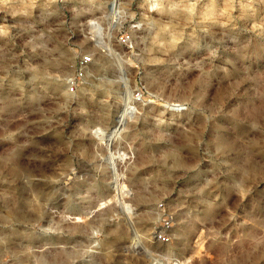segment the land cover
<instances>
[{
	"label": "rangeland",
	"instance_id": "374dc122",
	"mask_svg": "<svg viewBox=\"0 0 264 264\" xmlns=\"http://www.w3.org/2000/svg\"><path fill=\"white\" fill-rule=\"evenodd\" d=\"M174 1L0 0V264H264V0Z\"/></svg>",
	"mask_w": 264,
	"mask_h": 264
},
{
	"label": "bare ground",
	"instance_id": "6f19581e",
	"mask_svg": "<svg viewBox=\"0 0 264 264\" xmlns=\"http://www.w3.org/2000/svg\"><path fill=\"white\" fill-rule=\"evenodd\" d=\"M164 1H169V0H164ZM163 1V2H164ZM233 1V0H232ZM232 1L231 0H223V5H224V9L225 8H227V6L228 7H231V6H234V5H232ZM163 2H160V3H157V4H154V9H155V11H157V12H163V13H166V14H169V15H175V16H179V17H181L182 16V18L183 19H188L189 18V16L190 15H188L189 14V12H187V11H185L184 9H179V8H177V2H175V4L176 5H174V8L173 7H171V6H169V7H164V6H162L163 5ZM111 5H113V7H114V3L112 2L111 3ZM172 5V4H171ZM241 6V8H247L246 6L247 5H240ZM176 7V8H175ZM202 7H203V4H202ZM201 7V8H202ZM226 10V9H225ZM258 10V9H257ZM198 17L201 19V20H206V21H208V22H213V21H215V22H217V21H219L220 22V20L222 19V18H224V13H223V11H222V13H221V11L219 10V8H216V6H215V0H210L209 1V3L208 4H206L203 8H202V10L201 11H199L198 12ZM178 18V17H177ZM178 21V20H177ZM218 24H220V23H218ZM178 36H179V33H177V32H175L174 33V35L173 36H171V37H164V40H165V43L166 44H168L169 46H172V45H175L176 44V41H177V39H178ZM164 43V44H165ZM158 46H159V43H158ZM186 46V43H183L182 45H181V47H185ZM259 47V45L257 44V42H251L250 44H248V45H246V46H243L242 48H239V49H237V51H236V53L235 54H233L231 57H230V59H232V61L233 62H235L236 60H240V58H242L244 55H247V56H250V51H252V50H254V49H256V48H258ZM258 50V49H257ZM259 53V52H258ZM253 54V53H252ZM252 57H253V55H252ZM237 69H235V68H233V69H231V71H230V76L232 77V80H231V82L233 81V80H235V78H236V73H237V71H236ZM211 77L212 76H206V77H203V78H200L199 79V82H198V86H199V89L201 90H204V89H206V88H208L210 85H211V83H210V80H211ZM226 77V76H225ZM224 77V78H225ZM219 81V80H218ZM228 82V81H227ZM150 83V82H149ZM160 84H161V79L158 81V83L155 85V86H160ZM222 86H224L225 85V83H224V81H222ZM221 86V85H220ZM221 95H222V93H220ZM221 95H218L219 96V99H221L222 97H221ZM201 97V96H200ZM203 98H204V96H203ZM218 99V100H219ZM222 100V99H221ZM261 112V109L259 110V109H254L253 111H252V118L254 119V118H256V115L258 114V113H260ZM123 113L124 112H122L121 113V115H123ZM238 131L240 132V133H245V130H244V128L242 127V126H239L238 127ZM218 145H221V146H224V147H226V148H230L231 146H232V143L230 142V141H228L225 137H223L222 135L221 136H219V137H217V142H216ZM18 172V171H17ZM14 173V172H13ZM137 179V178H136ZM97 184V183H96ZM97 188L98 189H100V187H99V184L97 185ZM71 195V194H70ZM66 200H68V199H66ZM23 204V203H22ZM203 205V204H202ZM201 205V206H202ZM21 211H23V209L21 210ZM197 212V214H198V211H196ZM211 212H212V207L211 206H209L208 204H206L205 205V207H204V217H208L210 214H211ZM11 213L13 214V216H16V217H19L20 216V212H19V210L18 209H12L11 210ZM202 213V212H201ZM26 214H27V212H26ZM180 215V214H179ZM178 215V216H179ZM12 216V217H13ZM194 216H195V214H194ZM191 217V216H190ZM191 221V220H190ZM187 224V223H186ZM198 224V223H197ZM196 224V225H197ZM193 227H194V224L192 223V222H190L189 224H187V227H186V229H187V231L185 230V232L183 231V233H182V235H179L178 233V235L179 236H176V237H180V236H182V238H186V236L189 234V231L191 230V229H193ZM198 228V227H197ZM177 232V231H176ZM191 234V233H190ZM19 236V235H18ZM192 237H194V235H193V233H192V235H191ZM191 237V238H192ZM24 239H26V240H28L29 242H30V238L29 237H27V236H24L23 237ZM189 238V237H188ZM190 238V239H191ZM185 240H187V241H189L187 238L185 239ZM64 241V240H63ZM157 241V240H156ZM180 242V241H179ZM181 242H183V243H186V242H184L183 240L181 241ZM180 242V243H181ZM180 243H179V245H180ZM188 243V242H187ZM186 246V245H185ZM1 247V246H0ZM181 247H183V245L181 246ZM201 247V246H200ZM180 248V247H179ZM184 249V248H183ZM187 249V248H186ZM62 250V249H61ZM180 250V249H179ZM186 251V250H185ZM181 252V251H180ZM70 255V253H67V251H65V250H62V251H55L53 254H52V256H51V259L53 260V262L52 263H58V264H61V263H63L65 260V257H68ZM184 255V254H183ZM50 259V258H49ZM51 261V260H50Z\"/></svg>",
	"mask_w": 264,
	"mask_h": 264
},
{
	"label": "built area",
	"instance_id": "2783aa9c",
	"mask_svg": "<svg viewBox=\"0 0 264 264\" xmlns=\"http://www.w3.org/2000/svg\"><path fill=\"white\" fill-rule=\"evenodd\" d=\"M146 1L149 3H152V4H157V3L163 2L164 0H146ZM111 8H113V5H111ZM90 63H91V56L90 55L80 56L76 62L75 75H74L73 79L70 80V82L73 80H79L80 78H82L83 74L85 73L87 66ZM157 237L159 239L165 240V238L160 234L157 235Z\"/></svg>",
	"mask_w": 264,
	"mask_h": 264
}]
</instances>
